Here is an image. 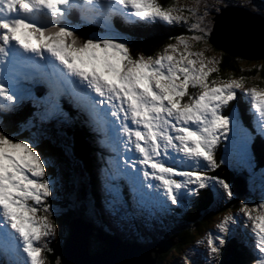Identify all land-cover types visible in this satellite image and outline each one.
<instances>
[{
    "label": "snow or ice",
    "instance_id": "obj_1",
    "mask_svg": "<svg viewBox=\"0 0 264 264\" xmlns=\"http://www.w3.org/2000/svg\"><path fill=\"white\" fill-rule=\"evenodd\" d=\"M182 10L158 0H0V116L30 106L19 122L29 130L82 116L115 153L101 169L105 208L114 216L170 210L209 188L231 199L230 184L209 174L219 166L216 146L226 145L221 163L235 156L251 171L252 142L264 140V87L246 86L244 77L209 82L219 61L192 51L183 33L156 57H133L115 30L117 19L183 23L200 33L191 41L208 47L207 24H189ZM74 14L78 23L99 24L104 32L81 39L69 22ZM189 86L201 91L188 93ZM237 90L248 97L251 129L239 109L222 113ZM18 136L0 121V264H43L38 242L54 231L47 203L53 182L39 137ZM259 175L264 180V169ZM239 214L251 226V264H264V196L259 203L242 201ZM236 219L225 214L209 233L213 258Z\"/></svg>",
    "mask_w": 264,
    "mask_h": 264
},
{
    "label": "rangeland",
    "instance_id": "obj_2",
    "mask_svg": "<svg viewBox=\"0 0 264 264\" xmlns=\"http://www.w3.org/2000/svg\"><path fill=\"white\" fill-rule=\"evenodd\" d=\"M239 3L241 4H245V5H240L237 6L236 8L240 7L243 9H248L251 12H259V14H261V16H264V0H240ZM205 5H208V9L205 10ZM172 7L179 9L180 6H183V10L180 12V14H182L183 16H185L189 21V24L191 23H197L199 22L201 27H204L205 24H207V31L210 30V26L212 24V19L214 20V16L216 15V12H219L220 9H218L219 7H221L222 9L227 10L229 7H233L234 5L231 3L230 0H173V3L171 4ZM191 7L194 9L193 13H190L188 11V8ZM248 7V8H247ZM174 15L177 14L176 12L173 13ZM192 18V19H190ZM202 18V19H201ZM188 28V27H186ZM193 34L199 35V31L196 30L195 33L189 31L184 33V35L186 37L189 38L190 40V46H191V50L192 51H203L204 55L206 57H216V59H220L221 58V51L218 49H215L212 45H210L207 41V45L208 47L205 46V43L203 41L201 42H196V41H191V36ZM120 36V35H119ZM120 38L123 41H127L126 38H123L122 36H120ZM171 43H176V41L171 42ZM182 47V46H181ZM130 54L133 56L132 51L129 50ZM139 55V54H137ZM239 65L243 66V67H252L254 64L258 63L255 62L253 60H246V59H241L239 62ZM212 66V65H210ZM218 64L215 65L216 68H218L217 72H212L209 74V76L207 77V79H210L209 82H211L214 79H217V77L221 78V79H231V78H239L238 74H236L232 69L230 71H228V73L225 72H220L219 67H217ZM228 76V78H222V76ZM257 80V77L253 78V81ZM255 85V83H250ZM250 84L245 83L246 86H252ZM260 87V86H258ZM199 90L198 88H192L191 86H189V88L187 89L188 93H198ZM40 133V131H39ZM39 133H33L35 135H37L38 137H42L41 134ZM43 133L45 135H43L44 137L47 135V133L45 131H43ZM32 134V135H33ZM49 136V135H48ZM39 138V140H40ZM38 140V142H39ZM54 140V138H53ZM52 140V141H53ZM60 140H61V136H60ZM55 141V140H54ZM62 142V141H61ZM225 143L223 142V144L221 143V152L222 154H220L221 159L223 157H225ZM262 152L264 151L263 149ZM120 151H123V146H120ZM131 151V149L129 150ZM259 150L257 149V152ZM40 153V152H39ZM107 153L110 154L109 156H115V153L112 152L110 150V148H107ZM256 154H253L254 157V164L255 166H257V162H256V158H255ZM44 160L49 162L48 167L50 166H55L57 165V159L53 156L49 157H43ZM230 161L238 164L235 156H233ZM226 164V163H223ZM227 164H230L227 163ZM233 165V163H232ZM47 167V168H48ZM61 168L62 167H58L55 170L56 176L58 178L55 177L54 174H52L51 176L53 177V180H51L53 182V186H52V190L50 193V196L47 198V203L49 204V206L53 207L52 203H56V201H63V196L65 199L70 200L73 205H76V210L78 211V209L81 211H83L85 217H91L93 216V218L98 223H101L99 221V219L97 218L99 215L100 218L105 222V224L115 233V235H119L121 237H125V239L127 241H133V239H136L137 241H140L141 243H146L147 241L152 242V238H160L161 240H164L168 237H172L174 236L173 234L175 232H178L179 229H181V224L179 223V221H176V223H174L175 225L173 226L171 224L172 219H168L169 220V224H167L165 221H151L149 219H143L140 220V214H133V213H129L128 215H125L123 212L119 215V216H114L112 215L106 208H105V199H106V194L103 188V177H102V173L99 172L97 170V189L96 191L99 192L97 193L101 198H102V203L99 204L98 207H95L94 205L90 206L89 205V198H83L82 196V188L85 189L86 185L84 184V180L82 177V174L79 173V170L76 167H73L71 172L73 171L72 176L70 175L69 177L60 175L61 174ZM47 173L48 170L46 169ZM253 170H249L247 168V173L250 175V177H252V179H250V177H246V183H251L253 184V186L255 187V189H258V193L257 195H255L254 197L250 196H242V201L245 202H249V203H259L260 199L262 196H264V187H262V184H264V180L261 179L259 173H256L255 170V174H251ZM48 176V175H47ZM63 176V177H61ZM61 177V178H60ZM249 178V179H248ZM73 182V184L71 183ZM230 184V183H229ZM248 184V185H249ZM241 189L243 188L242 184H239ZM240 189V188H239ZM201 194V190L199 191V195ZM79 196V199L77 198ZM197 196V195H196ZM195 196V197H196ZM194 197V196H193ZM192 197V198H193ZM191 198V199H192ZM215 202L212 203V208L213 209H217L220 208L222 206H224V204L226 203V201L230 202L227 204H229V206L227 207L226 204V209L223 210L224 213H218L216 212L218 215L213 217V220H211V222H209L207 225L203 226V230H199L196 231L194 233V235L192 236V239L189 241V243L187 245H183L182 247H179L178 249H174L173 251H170L168 254L166 253L165 257H162L164 262H161L159 257V264H221V258L223 255L226 256L227 261L224 262V264H232L230 261V251L231 248L228 246H225L226 242L221 246L220 248V252L213 258L211 256V254L208 251V247L206 244V240L207 237L209 235V233L215 234L217 231V225L220 222V220L223 218V216L225 214L228 213H233L235 214L238 219H236L231 225H230V231L225 233V238L227 240V238L229 236H234L237 235V233L241 236L242 233V241H239V244L241 246H244L245 251L247 252V254L245 255V259L247 260V264H251V261L253 259V250H252V246H251V241H252V236H251V226L250 224L245 220V218L243 216H241L239 214V205H241V202H238V207L233 209V198L235 199L236 196L232 195V198L229 199L226 196H223L222 190L220 195H215ZM190 201L188 202H191ZM237 199V198H236ZM185 203L179 205L181 206L183 212L180 213V218L184 215L185 213ZM90 206V207H89ZM54 209V207H53ZM49 209V214H48V218L50 220V217H54L57 218L58 216H60V212L56 211V209ZM209 209H211V207H209ZM167 212V211H166ZM165 212V213H166ZM63 213V212H62ZM209 211L207 212H202L199 213V216H203L208 214ZM41 213H37V215H39ZM137 215V216H135ZM143 216H145V213H142ZM161 219L163 218V216L158 215ZM166 216V214H165ZM146 217H148V215H146ZM160 218H158V220H160ZM50 220V221H53ZM174 220H176L174 218ZM178 220V219H177ZM53 223V222H52ZM238 231L235 232L234 229H237ZM111 232V231H108ZM63 236H67V227L61 226L60 229L58 230V225L57 227H54V231L53 233L48 236V237H42L41 242H38L41 244L42 246V257H43V264H49V262L47 261V252H50L51 248L49 247V244H51L56 237H63ZM95 237V235H91L89 236V248L91 249L93 245H97V240L93 239ZM91 238V239H90ZM199 242V243H198ZM50 248V249H49ZM171 249V248H170ZM169 249V250H170ZM225 258V259H226ZM162 260V261H163ZM57 262V261H56Z\"/></svg>",
    "mask_w": 264,
    "mask_h": 264
},
{
    "label": "trees",
    "instance_id": "obj_3",
    "mask_svg": "<svg viewBox=\"0 0 264 264\" xmlns=\"http://www.w3.org/2000/svg\"><path fill=\"white\" fill-rule=\"evenodd\" d=\"M231 3L234 6H240V5H245L239 3L240 0H230ZM158 2L165 6H171L173 3V0H158ZM248 8V7H247ZM249 9V8H248ZM192 19V18H190ZM189 21V20H188ZM158 24H154V27L150 28L152 31L151 36H146L145 38H141L138 40H135V45L129 44V48L132 51L133 56L142 53L144 56H153L155 57L158 53L162 52L164 46L168 43L174 42L175 39L174 37L176 35H179L181 33H186L188 31L187 26L183 23H178V24H164L161 22H155ZM149 32V31H148ZM209 31H207V36H208ZM76 35L80 37L81 39H86L89 37L88 33L86 30H78L76 32ZM138 34L136 35V37ZM143 37V35H142ZM172 37L173 39H170ZM243 59L242 57L236 55V56H231L225 52L221 53V58L218 59L219 63L218 66L220 72H225L228 73L231 69L238 74L239 77H244V83L250 84V83H255L256 86L264 87V58L258 59V60H253L255 62H258L254 64L252 67H243L239 65V61ZM248 60V59H246ZM222 76V75H221ZM223 78H228V76H222ZM257 77V80L253 81V78ZM253 85V84H250ZM30 112V111H29ZM29 113L25 112H19L16 115H4L3 117L0 116V121L3 122L5 126V131L8 132H18L19 137H24V136H29L32 135L33 133H40L42 136V140L38 142V151L40 152V155L42 158L44 157H51L55 156L57 159V165L58 167L61 168V174L63 176L69 177L70 175L72 176L73 171L71 172L72 168L67 161L68 157L70 158L74 152L76 156V160L81 164L83 174L87 176V179L85 178V185L89 197L92 199L93 204L96 206L98 205L99 201V196L97 195L96 191V175H95V170L102 168L103 164L97 163L98 160L94 156L95 151L97 152L98 149V143L93 134L87 133V131L79 124L72 125L69 123L68 127L65 129H57L60 130L58 132L62 133L63 136L61 135V140L57 138L56 131L50 124H45L41 127H33L30 130L27 128H24L23 125H21L19 122L22 121ZM244 121V119L242 118ZM41 128V129H40ZM45 131L47 135L43 133ZM52 131H55L53 133ZM43 134V135H42ZM51 135V136H48ZM55 138V141L53 140ZM53 140V141H52ZM62 141V142H61ZM259 148L258 153L255 152L256 156V162L257 166H255L256 173H259L260 169H264V156L262 154V150ZM221 144L218 145L216 148V155L215 159L217 161V164L219 165L215 170H211V175L219 176L220 178L226 180L228 183H230L234 179V177L237 175L239 171H242L244 174L247 173V168L242 167L241 165H236L234 162H230V164H223L221 163ZM255 160V159H254ZM233 163V165H232ZM57 165L55 166H50L48 167V173L47 177L52 180L53 177L51 176L52 174L56 176L57 173H55V170L57 168ZM96 165V167H95ZM255 172V171H254ZM61 176V177H63ZM60 177V178H61ZM250 177V176H248ZM249 179V178H248ZM252 179V177H250ZM248 182V181H247ZM73 184V182H71ZM246 183V188L248 193H244L242 196H252L254 197L258 193V189H255L253 184ZM88 186V187H87ZM233 194V193H232ZM234 195V194H233ZM235 196V195H234ZM240 196V198L242 197ZM63 201H56V203H52L54 209L56 211L60 212V216L57 218L50 217V220L53 219V224L54 227H57L58 225V230L60 229L61 226L68 227V222L70 219L76 218L77 216H81L82 213L78 209L76 210V205H73V203L70 200H67L62 197ZM237 198V199H236ZM236 198H233V209L238 207V202L240 203L241 200L238 196ZM215 195L213 191L209 189H203L201 190L200 196L194 200L192 207L187 210L184 215L179 218L178 220L173 219V226L175 225L176 221H179V223L182 225L181 229H179L178 232H175L173 237L176 239V243L171 247L170 250H168L165 253L160 254L159 259L161 262H164L162 257L166 256V253L168 254L170 251H173L174 249H178L179 247H182L183 245H187L189 241L192 239V236L196 231L203 230V226L207 225L211 220H213V217L217 216L218 213H224L223 210L226 209L229 204H227L228 201L224 204V206L213 209L212 203L215 202ZM230 203V202H228ZM227 204V207H226ZM240 206V205H239ZM53 207H50V210L53 209ZM211 207V209H209ZM240 208V207H239ZM53 209V210H54ZM209 211L208 214L199 216V213L202 212H207ZM63 212V213H62ZM89 219V217H87ZM207 223V224H206ZM238 231V228L235 229V232ZM115 235V234H114ZM66 236L55 238L52 240L53 242L49 244V247L51 248L50 252H47V258L49 264H58L59 263V252L61 245L64 241ZM91 239V238H90ZM97 240V245H93L92 248H89V251L91 253H95L99 250L101 247V243L97 238H93ZM152 240H156V238H152ZM242 233L241 236L237 233V235H232L229 236L226 240L225 246H228L231 248L230 251V261L232 264H247V260L245 259V255L247 252L245 251L244 246H241L239 244V241H242ZM91 241V240H89ZM126 241V240H125ZM49 248V249H50ZM225 255L222 256L221 258V264H224V262L227 261V258ZM159 259L157 260V264H159ZM163 260V261H162ZM57 261V262H56Z\"/></svg>",
    "mask_w": 264,
    "mask_h": 264
},
{
    "label": "water",
    "instance_id": "obj_4",
    "mask_svg": "<svg viewBox=\"0 0 264 264\" xmlns=\"http://www.w3.org/2000/svg\"><path fill=\"white\" fill-rule=\"evenodd\" d=\"M236 7H229L227 10L220 8L219 14L213 20L209 43L230 55H238L244 59L264 58V17ZM237 180L234 179L232 192L240 197L248 192L244 188V180L242 189ZM91 235H95L101 243L95 253H91L88 248ZM175 243L174 240H161L144 245L124 243L114 236L95 234L89 223L76 217L68 222L67 236L59 252V264H157L160 254L167 252Z\"/></svg>",
    "mask_w": 264,
    "mask_h": 264
},
{
    "label": "bare ground",
    "instance_id": "obj_5",
    "mask_svg": "<svg viewBox=\"0 0 264 264\" xmlns=\"http://www.w3.org/2000/svg\"><path fill=\"white\" fill-rule=\"evenodd\" d=\"M220 12V11H219ZM219 12H216V15L214 16V18H216V16H217V14H219ZM225 15H227V14H225ZM249 60V59H248ZM40 138V137H39ZM264 152V151H263ZM53 166V165H52ZM47 170H48V168H47ZM96 179H98V177H97V175H96ZM97 189V188H96ZM106 233H108V234H112V233H110V232H106ZM114 235V234H113Z\"/></svg>",
    "mask_w": 264,
    "mask_h": 264
}]
</instances>
